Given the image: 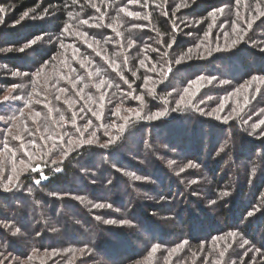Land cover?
Returning a JSON list of instances; mask_svg holds the SVG:
<instances>
[{"label":"trees","instance_id":"obj_1","mask_svg":"<svg viewBox=\"0 0 264 264\" xmlns=\"http://www.w3.org/2000/svg\"><path fill=\"white\" fill-rule=\"evenodd\" d=\"M0 7V253L264 264V0Z\"/></svg>","mask_w":264,"mask_h":264},{"label":"rangeland","instance_id":"obj_2","mask_svg":"<svg viewBox=\"0 0 264 264\" xmlns=\"http://www.w3.org/2000/svg\"><path fill=\"white\" fill-rule=\"evenodd\" d=\"M7 8L6 7H0V11L1 13L4 14H7ZM16 17V16H15ZM38 19V17H36V14L34 12H27L25 13L24 15H22V17L16 22V20L14 19V24L12 25V27L14 26H19L21 23H25L26 21L28 22H32V21H36ZM39 22H37L38 24ZM36 43H34L33 45H35ZM20 52H23V50H20ZM27 56H29L28 52L26 54ZM153 132V131H152ZM157 141V140H156ZM159 150H162V151H166L168 152V149L163 145L162 142L160 141H157L156 143V146ZM162 147V148H161ZM164 147V148H163ZM173 155H175L176 157L178 158H183L184 156H182L183 154L180 153L178 154L177 151H174L172 152ZM232 160L229 158V160H227L226 162L229 163V161ZM246 161L244 160L243 163H245ZM22 164V163H21ZM20 164V165H21ZM260 166V165H259ZM122 172H125L124 170ZM113 179V177H112ZM144 197V196H143ZM142 199V198H141ZM53 205V204H52ZM64 209L68 212V216L73 218V215L75 214V211L69 207V206H64ZM171 208L170 207H167L166 210L169 211ZM32 213V212H31ZM32 216H34V214H32ZM63 224H65V222H63ZM62 226V225H61ZM141 233H142V236L145 237V238H148V235L141 230ZM69 240H64L63 243H66L68 242ZM79 253V252H77ZM3 254V253H2ZM48 255H52V254H48ZM46 256V255H45ZM34 258H38V257H34ZM42 261L43 260V257H39ZM0 260H4V264H29V262H27L25 260V258H18V257H15L13 255H6V254H3V255H0Z\"/></svg>","mask_w":264,"mask_h":264},{"label":"snow or ice","instance_id":"obj_3","mask_svg":"<svg viewBox=\"0 0 264 264\" xmlns=\"http://www.w3.org/2000/svg\"><path fill=\"white\" fill-rule=\"evenodd\" d=\"M87 21H85V23H86ZM176 63H179V61H176ZM171 69H169V71H170ZM5 99H7V97H5ZM142 99V98H141ZM137 115H139V113H137ZM90 142V141H89ZM54 162V161H53ZM37 182H39V181H37ZM7 190V189H6ZM222 195H224V196H226V195H228V193H222ZM213 203H215V201H213ZM101 207H102V205H100ZM250 215H251V213H250ZM110 222V221H109ZM20 232V229L19 228H16L13 232H12V235L13 236H15V235H17V233H19ZM0 255H3L2 253H0ZM0 264H4V260H0Z\"/></svg>","mask_w":264,"mask_h":264}]
</instances>
